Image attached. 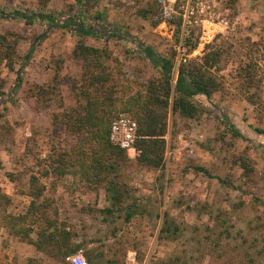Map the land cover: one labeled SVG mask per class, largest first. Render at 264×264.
<instances>
[{
    "label": "rangeland",
    "instance_id": "rangeland-1",
    "mask_svg": "<svg viewBox=\"0 0 264 264\" xmlns=\"http://www.w3.org/2000/svg\"><path fill=\"white\" fill-rule=\"evenodd\" d=\"M0 7L9 13L0 15V33L16 35L19 56L12 69L0 64V190L7 211L26 214L29 235L42 241L37 248L0 224V264H63L75 246L90 264H125L129 250L138 264H264V0H0ZM75 23L98 33L81 35ZM78 42L104 50L110 57L99 58L101 69L133 87L158 76L143 47L175 51L177 63L209 45L221 53L211 69L221 86L193 98L195 117L168 111L160 167L137 154L107 158L74 130L83 86ZM34 84L49 92L36 100L27 92ZM51 231L66 236V246L45 242Z\"/></svg>",
    "mask_w": 264,
    "mask_h": 264
},
{
    "label": "trees",
    "instance_id": "trees-1",
    "mask_svg": "<svg viewBox=\"0 0 264 264\" xmlns=\"http://www.w3.org/2000/svg\"><path fill=\"white\" fill-rule=\"evenodd\" d=\"M155 8V6H154ZM152 9V8H151ZM156 13V12H153ZM3 8L0 7V15L6 16ZM11 14L20 16L29 20L35 16L46 18L51 25L69 26L73 23H56L51 15L41 13H25L14 10ZM100 16V15H99ZM76 29L81 35L98 33L97 31L86 28L84 24L75 23ZM181 27L180 20L176 24V32ZM112 34L120 36L117 28H114ZM10 37L9 33H0V64H5L10 69L19 59L16 51V35ZM184 45L189 46L187 51L195 47L191 35L184 37ZM34 46H31L26 57L30 56ZM207 50L201 57H183L176 63L173 51L170 54L157 53L151 47L145 46L142 51L151 62L152 66L158 72V76L148 79L146 82L133 87L124 80L125 84L113 82L115 77L101 68L99 58L105 55V51L96 47L85 45L78 42L74 49L75 56L82 62L81 77L83 86L77 93L81 102V111L76 113L75 131L87 136L92 144V148L102 151L103 156L107 158H119L124 156L126 151L115 146L109 140V129L111 122L122 113H127L136 121V138L134 148L138 151L136 159L139 163L153 168H158L163 163L164 158V135L167 131V114L168 111L174 116L195 117L201 110L193 101L196 95H204L209 98L211 94L219 90L221 83L211 69L219 68V58L221 53L216 48L206 46ZM100 70V71H99ZM117 79V77H116ZM5 80L0 74V96L4 94ZM21 86L19 77L16 79L15 88ZM32 87V88H31ZM119 88V89H118ZM136 88V89H134ZM118 89V90H117ZM29 95L36 98L47 94L49 91L43 85L34 84L27 89ZM227 120V117L224 116ZM230 130L234 134H239L232 123H229ZM83 158V157H81ZM83 162V161H82ZM84 165V163H82ZM99 167L102 161L99 157L91 159V165ZM205 175L211 177L208 170L203 167H195ZM99 172V169L97 170ZM218 178V177H217ZM225 182L224 180H220ZM109 185V183L107 182ZM35 192L32 191V194ZM40 194V190L36 192ZM10 198L0 190V224L6 226L8 233L25 238V240L35 245L41 246L42 241L32 239L29 235V227L25 224L27 215L12 214L7 211ZM33 206V202L31 204ZM33 208V207H32ZM132 214L129 211L127 218ZM42 238L49 244L64 247L67 244V237L61 234L55 235L53 231L49 234H42ZM77 250V246L69 247L63 252L64 256ZM88 263L90 264V260ZM63 264H67L64 263Z\"/></svg>",
    "mask_w": 264,
    "mask_h": 264
},
{
    "label": "built area",
    "instance_id": "built-area-1",
    "mask_svg": "<svg viewBox=\"0 0 264 264\" xmlns=\"http://www.w3.org/2000/svg\"><path fill=\"white\" fill-rule=\"evenodd\" d=\"M136 127V121L130 115L127 113L120 114L110 124V142L125 150L127 154H137L138 151L134 148ZM65 261L67 264H88L82 249H77L75 252L66 255ZM125 264H138L134 250L127 252Z\"/></svg>",
    "mask_w": 264,
    "mask_h": 264
},
{
    "label": "crops",
    "instance_id": "crops-1",
    "mask_svg": "<svg viewBox=\"0 0 264 264\" xmlns=\"http://www.w3.org/2000/svg\"><path fill=\"white\" fill-rule=\"evenodd\" d=\"M35 247V246H34ZM37 249V248H36ZM41 251V250H40ZM38 252H39V250H38ZM39 253H41V252H39ZM36 255H38V253H35ZM86 257V256H85ZM87 259V258H86ZM88 261V260H87ZM89 264V263H88Z\"/></svg>",
    "mask_w": 264,
    "mask_h": 264
}]
</instances>
